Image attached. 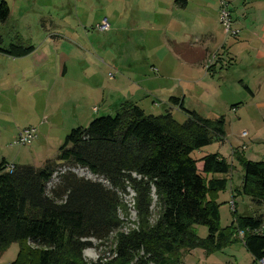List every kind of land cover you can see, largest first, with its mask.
Wrapping results in <instances>:
<instances>
[{"label":"trees","instance_id":"1","mask_svg":"<svg viewBox=\"0 0 264 264\" xmlns=\"http://www.w3.org/2000/svg\"><path fill=\"white\" fill-rule=\"evenodd\" d=\"M10 14L9 4L0 1V22ZM33 50L31 45L0 47L10 55ZM186 113L180 122L170 109L149 114L126 101L114 115L73 128L56 158L41 166L12 164L11 170L1 161L0 257L18 243L12 264H184L190 251H222L242 230L247 250L256 260L264 258V160L233 151L243 169L233 196L246 197L252 213L239 214L236 208L234 221L222 227L219 197L230 186L234 165L204 147L225 143L226 118ZM77 168L98 179L78 175ZM128 188L137 221L123 231L120 213L128 210L123 200ZM196 225L208 228L205 238ZM112 234L116 255L87 262L84 251L92 240L104 242Z\"/></svg>","mask_w":264,"mask_h":264},{"label":"crops","instance_id":"2","mask_svg":"<svg viewBox=\"0 0 264 264\" xmlns=\"http://www.w3.org/2000/svg\"><path fill=\"white\" fill-rule=\"evenodd\" d=\"M221 1L102 0L100 2L98 0V5L92 11L98 14L97 18L99 20L107 18L110 22V29L114 25L125 22L129 25L126 28L127 33L134 37H137L135 33L140 31V36L144 41L143 45L147 49L142 65L134 68L133 71L122 70L119 67L115 69L116 72L124 75L123 78L127 79L126 81L119 77L116 79L112 72L109 73L112 80V91L117 93L116 96L112 93H104L96 72L93 71L92 74L87 75L83 71L81 74L75 73L71 76L67 64L63 68L59 64L50 66L46 55L42 58H39L41 55H34L35 49L29 54H33L32 58L36 62L26 61L27 63L18 65L15 71L17 75L8 74L7 80L4 77L5 69L0 70V84H11L18 77L28 79L37 88V91H31L33 95L28 91L29 96L43 97L46 95L48 100L54 103L65 104L72 117H75L74 120L80 123L78 126H84L83 123L86 121L90 123L96 117L100 109L95 104L101 102L106 110H115V112L126 101L136 103L149 114H156L157 107L161 106L164 108L163 113L170 109L174 117L180 115L181 119L186 120V110L197 111L188 102V99L191 101V98L195 97L194 90H196L198 101L201 98L204 102L219 104L222 107L221 111L224 109L235 111L240 117L245 112L244 106L248 104V100H242L236 94L233 95L231 91L229 93L227 86L230 79H235L232 87L237 86L241 89L243 87L248 92V99L259 102L258 107L262 110L261 119L264 121V0H225L233 9V26L240 30L238 36H229L225 33L219 19ZM29 54L7 55L15 61L25 62L27 59L23 58ZM165 56H170L171 59L167 62L163 59ZM5 58H7L6 53L0 51V60ZM247 62H251L252 68L245 65ZM161 70L164 72L179 71L193 79L190 83H186L190 84L188 87L185 85L165 87L163 83L168 78L165 79L164 74L155 77L147 74L151 71L162 73ZM132 72H134L133 78L129 76ZM140 77L142 80H139ZM91 81L94 84H91ZM237 81L240 85L236 84ZM195 86L198 88H193ZM157 89L166 90L165 97L160 102L152 96ZM0 92H2L1 85ZM40 92L43 95H39ZM241 94L247 97L243 92ZM172 97L176 100H171ZM177 99H179V104H176ZM146 100L150 107L146 106ZM1 104L2 102H0V114L4 109ZM59 109L53 111L52 115L57 116ZM261 127L264 130V123ZM261 135L264 136V132ZM259 139H264V137L260 138L258 134H255L251 141ZM235 148L237 147L231 149L232 160L230 162L234 160ZM5 161L9 164H17ZM240 185L241 182H235L231 176L230 186L220 194L219 201L221 202V196L226 194L225 197L230 206L232 199L236 202L237 198L241 197L243 200L242 213H238L249 215L252 213L250 201L243 195L233 196ZM236 208L238 209L237 202ZM233 221V218L230 219L226 226ZM240 239L220 251L225 254L230 253L226 261L223 259L221 261L227 263L235 259L234 264H260L259 260H256L247 250L242 238ZM214 253L207 254L203 249L192 250L185 256L184 264H194L195 259L199 258H203L205 264H220V261H212L209 258Z\"/></svg>","mask_w":264,"mask_h":264},{"label":"rangeland","instance_id":"3","mask_svg":"<svg viewBox=\"0 0 264 264\" xmlns=\"http://www.w3.org/2000/svg\"><path fill=\"white\" fill-rule=\"evenodd\" d=\"M5 1L9 4L11 14L6 22H0L1 48L9 49L11 45H31L35 47L34 55H41L39 58H42L43 55L48 57V65L55 66L59 64L63 68L67 64L71 76L75 73L81 74L83 71L87 75H90L94 71L98 74L97 79L102 84L101 86L105 94L112 93L114 96L117 94L112 91V80L109 77L110 72L116 76V79L119 77V79L126 81L127 79L123 78L124 75L116 72L115 69L119 67L122 70L133 71L134 68L142 65L147 55V49L143 45L144 41H142L140 31L135 33L137 37L130 35L126 31L129 25L125 22L117 26L114 25L109 31L98 29V25L102 20L97 18L98 14L92 12L96 5H98V0ZM99 1L101 2L102 0ZM32 55L29 54L26 58H23L27 59L24 62L20 60L15 61L6 54L7 58L0 60V70L5 69V80L8 79V74H11V76L17 75L15 71L18 65L27 63L26 61L35 63L36 60H33ZM163 59L168 62L171 57L165 56ZM250 63L247 62L245 65H249L252 68ZM160 72L162 73L151 71L147 74L153 77L164 74L165 79L168 78L163 83L165 87L172 85H185L188 87L190 84L186 83H190L193 79L179 71L164 72V70H161ZM133 75L134 72L129 73V76L132 78ZM139 80H142V77ZM233 80L235 79H230V83L227 86L229 93L231 91L233 95L236 94L242 100H248V104L244 106L245 112L240 117L235 111H225V109L221 111L222 107L219 104L215 105V103L204 102L201 98L198 101L196 90H194L195 97L191 98V101L188 99L191 106H194L203 116L218 117L225 114V144L214 142L204 147V151L220 152L231 161V149L237 147L235 149L243 151L245 156L251 160H264V139L251 141L255 134H258L260 138L264 137L261 135L264 132L261 124L264 121L261 119L262 110L258 107L259 102H254V99H248V92L243 87L242 89L237 86L232 87ZM91 84L94 83L91 81ZM236 84L240 85L238 81ZM0 85L2 89V92H0V102H2L1 105L4 108L0 114L1 161L8 160L17 164L41 166L45 162L43 160L56 158L66 136L73 128L78 127L80 123L74 120L75 117H72L65 104L54 103L48 100L46 95L43 97L32 96L33 92L31 91H37V88L28 79L18 77L11 84L2 83ZM193 88L196 89L198 87L195 86ZM28 91L32 94L31 96L28 95ZM165 91L157 89L152 96L157 102H160L165 97ZM241 92L247 95V97L245 98ZM39 95H43V93L40 92ZM118 95L120 94L118 93ZM147 102L148 100H146V106L150 107ZM95 106H98L100 109L96 113L95 118L115 114V110H106L102 102L96 103ZM57 108H60L57 111V116L52 115V112H55ZM157 109L156 114L163 113V107L158 106ZM175 118L180 122L184 121L180 118V115H176ZM83 125L88 126V121L83 123ZM30 126L37 128L36 139L30 145H13L12 142L20 131ZM244 131L247 132L246 136L242 135ZM16 132L18 133L15 134ZM243 145H245V149H242ZM3 157L6 159H2ZM232 164L234 165L232 171L233 180L241 182L243 169L235 159L232 161ZM199 167H201V163H199ZM75 172L83 177L93 180L98 179L97 176L81 168H77ZM99 180H102V178H99ZM56 182L57 178L55 177L49 187ZM127 190L128 193L123 194V200L128 210L126 213H120V217L125 222L123 231L135 228L136 224L134 223L137 221L133 205L134 192L130 188ZM225 196L226 194H223L220 198L221 202H223L220 207L222 227L229 224L230 219L233 218L234 220V216H232L234 212L228 205L227 197ZM236 202L237 211L242 213V198H237ZM195 230L200 237L205 238L208 235V228L204 225H196ZM114 235L112 234L104 242L93 239V246L84 251L85 260L90 263L100 257L109 259L113 257L112 251L115 247ZM18 251L19 244L13 243L1 255L0 264H12L17 257ZM229 254L218 251L214 255H210L209 258L212 261H220V264H224V261L230 257ZM221 259L224 261H221ZM234 260L225 264H234ZM243 260L245 262V258ZM194 264H205V260L203 258L195 259Z\"/></svg>","mask_w":264,"mask_h":264},{"label":"built area","instance_id":"4","mask_svg":"<svg viewBox=\"0 0 264 264\" xmlns=\"http://www.w3.org/2000/svg\"><path fill=\"white\" fill-rule=\"evenodd\" d=\"M219 19L224 27L226 35L229 36H238L240 33V30L238 28H235L233 26L234 20L232 11L229 7V4L227 1L222 0L220 4V11H219ZM98 29L101 31H109L110 30V22L107 18L102 19L101 23L98 25ZM113 76L112 74H110ZM95 110H97V107H95ZM243 136L247 135V132L244 131L242 133ZM37 137V128L34 126L26 127L20 131V133L15 137L12 144L13 145H30ZM245 145H243L242 149H245ZM14 165H9V169L12 170ZM230 208L234 211L236 209V203L235 200L230 201ZM239 238L244 237V231H239L238 233ZM87 251V249L85 250ZM113 255H116L114 252ZM98 260V259H97ZM94 260V261H97ZM103 260H107V258H104ZM260 264H264V258L259 260Z\"/></svg>","mask_w":264,"mask_h":264}]
</instances>
